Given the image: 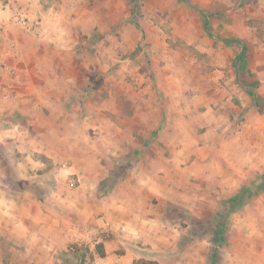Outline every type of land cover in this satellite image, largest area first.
Wrapping results in <instances>:
<instances>
[{
    "label": "rangeland",
    "instance_id": "rangeland-1",
    "mask_svg": "<svg viewBox=\"0 0 264 264\" xmlns=\"http://www.w3.org/2000/svg\"><path fill=\"white\" fill-rule=\"evenodd\" d=\"M41 27L69 43L83 95L69 102L83 105L68 108L61 118L70 127L56 131L46 129L53 117L29 110L0 115L10 127L0 175L34 171L42 187L3 181L12 188L0 189V264L118 263L100 254L118 209L110 218L102 205L88 225L69 222L64 202L61 215L41 205L74 189L97 203L113 190L118 200L146 189L139 195L155 224L144 227L161 235L163 250L150 247L136 264L164 254L172 255L164 264L184 255L187 264H257L259 255L264 264V0H0V46L16 39L14 28ZM226 38L243 40L245 56ZM2 66L9 82L14 69ZM29 136L32 148L15 144ZM28 156L43 162L23 163ZM58 221L65 232L51 229Z\"/></svg>",
    "mask_w": 264,
    "mask_h": 264
},
{
    "label": "crops",
    "instance_id": "crops-1",
    "mask_svg": "<svg viewBox=\"0 0 264 264\" xmlns=\"http://www.w3.org/2000/svg\"><path fill=\"white\" fill-rule=\"evenodd\" d=\"M15 35L18 41L15 39L16 41L12 40L10 43L8 42L6 45L0 46V115L23 114L29 110L28 113L35 114L39 117V121L42 119L46 121L49 119L50 121L53 117V125L46 129L53 131L67 129L70 127L69 124L71 123L68 122L67 124L66 122L67 126L66 124L63 125V118H61V116L69 111L68 108L80 110L83 105V99H79V104L72 105V103L69 102L74 96H78L79 98L83 96L81 91L82 83L79 80L76 82L74 80L76 76L74 77L73 73L70 72V70L73 71V69H70V66H74V63L65 56L67 52L66 49L70 47L69 43L64 44L58 41V34L43 27L37 28L34 32H23L20 31L19 28L18 30L14 28L10 31L9 36L14 37ZM2 65L14 69V74L10 77L12 79H10L9 82H6L8 78L7 70L3 68ZM7 84H12L16 91L13 92L8 90L10 88H7ZM21 85H27L29 89L22 92ZM28 127L31 128L30 126ZM9 128L7 119L5 121H0V144L4 143L8 135L10 136L9 131H7ZM35 129H42V127H38L37 125V128L36 126L33 127V130ZM31 139L32 137L29 136L26 138V142L17 140L15 144L19 143V146L22 145L23 147L32 148L37 142L31 141ZM59 140L63 147H66L67 144L70 146L69 143L66 144V141L68 142L67 139L59 137ZM39 150L38 148L36 151ZM45 154L47 158H53L54 161L57 162V158L54 155L55 152L54 154L53 152H46ZM0 159L1 161L9 160L3 153H0ZM32 161H39L41 164L43 162L42 160L32 159L31 156L23 158V163ZM32 172L34 171L25 170V174L17 176L16 178V176L12 175V173H9L7 170L6 177L4 174L0 175V189L12 188H10V185L8 187L3 186L5 184L3 181H6V179L8 180V178L14 180L18 185H23L21 189H42L41 183L36 184V178H40V176L35 173L32 174ZM54 186L51 187V189H59L58 182ZM81 190L74 189L69 191L66 197H64V192H54L47 198L46 202L41 203V205L46 209L51 207L52 213L61 215L63 213L61 210L67 211V209H62L64 204L66 208H69V212H67V214L65 213L68 217L67 220L72 223L80 220H87L91 223H95V218L98 216L99 209L102 205L108 209V217L111 216V211L118 209L119 214L117 213L109 221L112 233L115 236L110 240L104 241L105 256L101 257V260L110 262L116 257V260H119L117 264H136L139 259L145 258L146 250L152 251L149 249L150 247H154V251L161 252L163 250L161 235H152L148 233L144 227L145 224H155L154 221L153 223L150 222L152 221L149 217L151 211L145 207L146 203L143 202L140 197L141 194L139 195V193H145L146 189H135V192H138L137 196L133 192L134 189H127V191L120 192L121 199L119 198L118 200H114L113 198L119 191H117L118 189L113 190L108 198H102L98 203L96 199L90 195V192L84 189ZM158 191L162 193L160 189H158ZM158 191L155 192L158 193ZM62 202L64 203L62 204ZM175 202H177L176 198ZM95 204H98L99 208H95ZM51 212L47 210L46 216ZM87 221H85L84 224L89 225ZM42 222H44V219H42ZM97 224H100L98 218ZM60 225L61 223L58 221L53 222L50 226L53 231L65 232V229L61 228ZM72 234L70 235V239H67V244L72 241V236H75V239L79 237L77 230ZM180 236L174 234L170 237L172 238L171 241L178 243ZM65 240L66 237L64 236L61 243L65 244ZM167 246L168 245H165V247ZM117 257L119 258L117 259ZM166 257H172V255L164 254L162 258L155 257L157 261L153 264L166 263L162 262ZM260 257L262 256H258L257 264H261ZM185 258L186 255H184L183 261L180 262L181 264H187Z\"/></svg>",
    "mask_w": 264,
    "mask_h": 264
},
{
    "label": "trees",
    "instance_id": "trees-1",
    "mask_svg": "<svg viewBox=\"0 0 264 264\" xmlns=\"http://www.w3.org/2000/svg\"><path fill=\"white\" fill-rule=\"evenodd\" d=\"M202 14H203V17H204V25H205V27H206V30H207V32H209V21H207V15L206 14H204L203 12H201ZM225 41L226 42H228V43H231V44H239L240 46H241V53H240V57L242 58V57H244L245 56V54H246V52H247V46L244 44V42H243V40H241V39H233V38H226L225 39ZM102 247V246H101ZM101 247H99V250H100V248ZM101 256L103 257V256H105V252L104 251H101Z\"/></svg>",
    "mask_w": 264,
    "mask_h": 264
}]
</instances>
